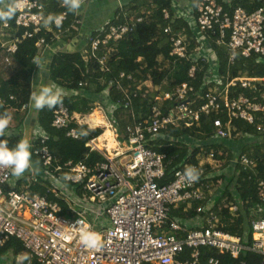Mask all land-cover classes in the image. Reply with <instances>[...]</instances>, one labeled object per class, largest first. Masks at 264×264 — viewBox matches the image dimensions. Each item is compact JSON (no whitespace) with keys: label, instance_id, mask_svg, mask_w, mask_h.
Returning a JSON list of instances; mask_svg holds the SVG:
<instances>
[{"label":"built area","instance_id":"obj_1","mask_svg":"<svg viewBox=\"0 0 264 264\" xmlns=\"http://www.w3.org/2000/svg\"><path fill=\"white\" fill-rule=\"evenodd\" d=\"M41 1L44 0H15L21 4L15 12V27L23 29V33L20 38L8 34L9 41L1 42L5 64L10 63V56L22 40L33 37L42 28L48 32L51 30L44 19L53 14H44ZM184 1L187 3L181 6L173 0L171 11L173 18L188 26L195 48L184 43L185 29L170 36L169 56L177 63L168 80L162 83L169 90L163 91L161 86H154L151 79L135 88H146L139 93L141 97L153 93L147 117L133 121L131 115L132 122L125 126L121 135L113 119L118 106L108 103L105 93L99 96V102L103 103L93 111L99 110L103 129L111 132L115 144L108 150L104 142L100 148V135L89 140L85 146L89 151L98 152L104 161L86 165L82 161L69 160L61 165L59 158L54 157L46 147L47 134L34 124L30 152L39 158L45 171V181L49 179L52 182L53 187L46 190L47 194L64 201L65 212L57 201L49 200L47 194L39 195L26 189L37 181L35 176L30 175L28 184L17 190V181L26 180L27 176L15 177L8 169L0 168V249L11 238L22 245V252L15 258L11 253L3 254L0 264H199L198 249L204 246L214 248L220 254H228L233 259H237L245 249L264 254V217H259L260 207L254 212L257 218L250 222L251 247L243 245L240 236L220 230L213 210V197L221 183L219 178L230 174L235 166L243 171H252L264 162V149L255 159L232 152V158L226 161L217 158L214 152H205V142L167 134L169 129L197 130L202 116H213L212 138L231 143L246 139L253 141L251 137L239 135L234 121L252 126L258 136L256 140L264 137V78H230L228 73L220 75L215 52L210 46L212 37L216 39L215 44L225 46L230 65L239 54L245 58L255 54V62L264 64V7L251 13L237 7L230 13L216 0H199L194 14L189 1ZM63 6L64 0H60L59 7ZM80 10L75 12L69 28L80 25ZM61 14L63 20L59 26L49 24L58 30L56 38L64 33L61 26L67 13L62 11ZM162 14L165 20H171L167 10H163ZM142 20L130 16L123 24L112 23V18L104 23L94 32L95 35L88 37L90 53L86 56L87 60L97 62L107 71L106 60L112 50L107 49L101 56L97 52L109 41L120 40L131 25ZM2 26L8 28L7 23L3 22ZM163 32L169 35L170 26ZM35 47L39 52L49 48L44 37L37 40ZM37 59L38 56L34 61ZM185 60L192 64L188 70L189 80L195 79V70L200 63L207 64L198 86L190 82L176 84L173 75ZM120 77L124 75L120 74ZM116 86L127 109L137 93L123 89L119 84ZM78 87H82V82ZM61 92L62 96L76 93L75 90ZM242 92H248L252 97ZM9 99L14 100V97ZM23 109L22 105L20 110ZM84 118L80 114H70L59 103L53 112L51 125L66 129L74 123L94 129ZM66 136L78 139L79 133L71 129ZM159 141L169 143L167 145L189 146L187 157L172 168V179L166 183L161 180L166 175L169 161L165 154L151 148ZM34 143L36 148H33ZM196 148L199 151L191 162L189 156ZM188 166L198 171L195 181L183 176ZM61 171L64 172L62 175L55 176ZM256 196L264 203V180H257ZM192 204H196L195 217L179 219L170 216L171 210L183 206V212H186ZM217 209H226L232 216H237L238 206L223 203ZM85 224L100 235L101 245L98 248H87L79 242V230ZM184 249L190 250L189 259L181 261L178 256ZM208 264L218 262L210 259Z\"/></svg>","mask_w":264,"mask_h":264},{"label":"trees","instance_id":"obj_2","mask_svg":"<svg viewBox=\"0 0 264 264\" xmlns=\"http://www.w3.org/2000/svg\"><path fill=\"white\" fill-rule=\"evenodd\" d=\"M14 0H0V8H3ZM151 1V2H149ZM173 0H134L129 4L117 8L112 17V23L123 24L127 22L128 18L134 13V18H142L140 23H134L130 26L128 33H126L120 40L113 42L109 41L105 47H101L97 52L98 56L103 55L107 49H111V54L107 57L106 68L104 71L96 62L87 60L89 55V48L87 45L82 50H75L67 52L65 50H57L51 55V60L47 68V84L55 85L60 90H75V94H67L62 96L61 104L65 106L69 113H76L82 116L90 115L92 111L98 106L99 96L106 94L108 103L116 104L118 108L115 110L113 119L117 129L121 135L124 134L125 126L131 123L130 116L133 115V121L144 120L149 114V108L153 102V93L148 96L141 97L139 93L146 88L141 87L136 90L137 85L150 80L154 86H161L163 91H168L169 88L163 86V82L168 80L170 72L174 69L175 58H171L169 53L171 51V44L169 43L170 36L176 35L178 30L185 29L184 43L191 48H195V41L191 38L188 26L181 20L173 18L171 5ZM193 13H196V8L199 0H188ZM225 11L232 12L237 7L244 9L247 13H251L259 8L264 7L263 2L251 0H230L229 3L223 0H216ZM43 4L44 14L52 13L59 15L62 11H66V21L61 26L64 33L61 34V41L66 42L78 33L79 26L69 28L75 12H70L65 6L59 7L60 0H44ZM167 10L170 14L171 20L163 18L162 11ZM116 17V18H115ZM16 13L11 19L7 20L8 28H3L0 22V44L3 41H9L10 34L12 37L20 38L23 29L15 27ZM109 21V20H108ZM170 26L171 33L169 35L163 32V29ZM69 28V29H68ZM58 32L53 26L51 30L45 31L44 28L31 38L22 40L17 47V50L10 56L11 61L18 64L20 69L24 70V75L21 78L12 76L8 79L0 78V115H8L10 122L8 128H13L14 132L11 135H0V139L8 141L9 146H13L20 138L17 132L18 128L22 126L26 117H28L29 105L32 99V93L35 92L32 86V78L38 69L37 61L34 58L38 56L39 51L35 47L38 39L44 37L48 46L53 44L54 35ZM92 36L95 33L91 34ZM89 35V36H91ZM215 37L210 39V46L215 52L217 59V66L220 75L224 76L227 73L230 78L238 76H247L252 78H264V64L256 63L257 55L251 54L249 58L237 56L235 62L230 65L228 63V54L225 46H218L215 44ZM227 40V39H226ZM88 41V39H87ZM0 53L2 49L0 48ZM159 59L161 61L159 62ZM200 63V62H199ZM189 60L183 61L178 72L173 76L176 79V84L183 82H190L193 86H198L203 78V73L207 69L206 63H200L195 70V79L189 80L188 70L191 67ZM123 74L124 77H120ZM130 77V79H128ZM173 77V78H174ZM82 82V87L78 84ZM119 84L123 89L128 91L133 90L137 93L130 101L129 107L126 109L124 105L123 95L120 89L116 86ZM264 90V87L262 88ZM246 96L252 97L248 92H242ZM9 97H14L10 100ZM24 106L25 109L20 110ZM57 105L48 108L44 107L36 110L35 123L41 130L47 134L48 138L45 141L46 147L50 153L59 158L60 164H64L69 160L73 162L82 161L86 165H92L96 162L104 161V158L96 151H89L85 146L86 143L100 136L103 133L101 128L89 129L85 125L69 124L66 129H57L51 125L53 119V112ZM213 116H202L200 119V126L197 130L189 129H169L167 134L172 137L184 136L192 140L205 142L203 146L205 152H214L216 157L226 161L232 158V151L226 146L220 144L209 143L208 141L213 136ZM233 124L237 127L239 135L251 137V140H240L241 149L239 154H244L249 158H257L260 152L264 149V137L257 139L252 126H249L241 121H234ZM74 129L79 133L78 139H73L66 136L67 132ZM86 133V134H85ZM244 141H249L244 143ZM252 142V143H250ZM164 141L154 143L151 148L158 153L166 155L169 161L166 167V175L161 180L162 183L171 181V170L180 164V161L188 155V145L170 144ZM161 146V147H159ZM33 144V148H36ZM199 149L193 150L189 156L191 162L194 154L198 153ZM31 159L34 163L39 164V158L34 156L31 152ZM61 171L55 176L62 175ZM264 180V162H260L252 171H243L238 166L233 168L231 174L219 178L220 182L224 184L217 191L213 197V210L218 218V226L220 230L231 235H237L242 238L243 245L251 247V220L257 216L254 212L261 208L259 217H264V203H261L256 196L257 180ZM218 180V181H219ZM217 181V179L215 180ZM233 191H232V189ZM16 189L19 187L16 183ZM28 191L37 193L39 195H46L48 187L43 180H39L26 188ZM49 200L57 201L65 212V202L56 200L50 194H47ZM223 203L234 204L238 206L237 216H232L228 210H218V206ZM196 204L183 212V206L171 210L170 216L174 218H192L195 217L194 209ZM260 207V208H259ZM257 218V217H256ZM22 252L21 243L11 238L2 249H0V257L5 253H11L15 258L16 255ZM189 249L179 254L178 259L181 261L189 259ZM210 259L217 260L218 264H264V254L257 253L250 250H243L237 259L231 258L228 254H220L216 249L211 247H200L198 249L199 264H208ZM36 264V263H34ZM147 264V263H144Z\"/></svg>","mask_w":264,"mask_h":264},{"label":"clouds","instance_id":"obj_3","mask_svg":"<svg viewBox=\"0 0 264 264\" xmlns=\"http://www.w3.org/2000/svg\"><path fill=\"white\" fill-rule=\"evenodd\" d=\"M64 6L70 12H77L82 7V0H64ZM21 4L15 2L0 8V22L6 23L15 14ZM63 20V15L49 14L45 19V25L55 24L59 26ZM37 63L39 60L37 59ZM62 101V92L55 85H43L37 92L32 93L33 106L39 110L44 107L52 108ZM10 117L0 115V135L8 127ZM86 134V133H85ZM31 167L30 142L26 138H19L13 146H9L8 141L0 139V168L8 169L12 176L20 177L26 169ZM183 176L189 181L198 178V171L193 166L184 169ZM79 242L87 248H98L101 245L100 235L91 230L85 224L79 230ZM26 258V257H25Z\"/></svg>","mask_w":264,"mask_h":264},{"label":"crops","instance_id":"obj_4","mask_svg":"<svg viewBox=\"0 0 264 264\" xmlns=\"http://www.w3.org/2000/svg\"><path fill=\"white\" fill-rule=\"evenodd\" d=\"M134 0H127L125 3H123V5H117L116 6H112L111 4L109 5L106 0H88L86 3V8H84L85 13L82 15L79 14L80 17V25H79V30L78 33L75 37H73L72 39L63 42L61 41L60 37L56 38L55 34L54 35V39L55 41H53V44L51 46H49V48H45L43 51L38 53V60H39V65H38V69H37V76L34 79V76L32 78V80L34 79V82L31 83L33 84V87L35 89V92H37L40 88L39 83H41L40 81L42 79H47V68H48V64L51 60V55L57 51V50H65L67 52H72L75 50H82L86 45H87V39L89 37V35H91L92 33H94L96 30H98L104 23H106L108 20H110L113 17V13L117 8H121L127 4H129L130 2H132ZM176 1V0H174ZM180 0H178L179 2ZM177 2V1H176ZM223 2L229 3L230 0H223ZM83 5V2H82ZM83 9V6L81 7V10ZM83 10V12H84ZM85 15V18H84ZM48 29L50 30V25L48 24ZM43 66V68H45V71L40 74L39 70L41 69V67ZM45 73V75H44ZM44 75V77L42 76ZM43 77V78H42ZM1 78V77H0ZM5 79V78H2ZM38 84V85H37ZM49 85V84H47ZM36 108L33 106V102L31 99L30 105H29V110H28V117H26V119L24 120L22 126H20V128H18L17 132L19 133L20 138H23L24 135V129L23 127L25 125L29 126L31 129H33V124H35V116H36ZM33 132V131H32ZM15 133L13 128H6L3 132V135H11ZM32 137V134H31ZM209 143H213V144H220L223 146H226L227 148H229V150L232 151V147L233 144L231 142H227L224 140H220L217 138H211ZM30 146H31V141H30ZM30 170V175L35 176L36 178H38L39 180H43L45 181V174L43 171V168L39 165L36 164L32 161L31 159V167L29 168ZM232 169H230L231 171ZM233 172V170H232ZM231 172V173H232ZM230 173V174H231ZM29 175V177H30ZM25 176H27L25 174ZM28 179L26 177V180L23 179L21 181H17V186L19 187V190L23 189L24 186H26L28 184ZM221 186H224V184L221 183L219 184V188L218 190L221 188ZM217 193V192H216ZM215 193V195H216ZM189 224H193L195 222H188Z\"/></svg>","mask_w":264,"mask_h":264},{"label":"rangeland","instance_id":"obj_5","mask_svg":"<svg viewBox=\"0 0 264 264\" xmlns=\"http://www.w3.org/2000/svg\"><path fill=\"white\" fill-rule=\"evenodd\" d=\"M87 1L88 0H82V2H83V9L82 10H80V15H81V13H82V15L85 13V10H84V8H86V3H87ZM127 0H106V2L110 5L111 4V7L112 6H116L117 5V7H118V5L120 6V5H123V3H125ZM177 2H178V0H176ZM149 2H151V1H149ZM181 6H184L187 2L186 1H184V0H180L179 2H178ZM120 8V7H119ZM83 10H84V12H83ZM81 15V16H82ZM131 17H133L134 16V13H132L131 15H130ZM84 18H85V15H84ZM4 54L3 53H0V77L1 78H5V79H8V78H10V77H12V76H16V78H21L23 75H24V70L23 69H20V67L18 66V64L17 63H15V62H13V61H10V63L9 64H5L4 63ZM159 62H160V59H159ZM46 68V67H45ZM45 68H43V66L41 67V69L39 70V73L40 74H42L44 71H45ZM44 75H45V73H44ZM44 75H42L43 77H44ZM37 75L36 74H34V79H35V77H36ZM42 77V78H43ZM34 79L32 80V83L34 82ZM41 83H39V86L41 87V86H43V85H47V81H46V79H42L41 81H40ZM38 85V84H37ZM32 86H33V84H32ZM103 103V102H102ZM98 106H101L99 103H98ZM96 113H98V115H99V117H100V119H101V122L97 125V126H94V125H91V124H89L90 125V127L91 128H101V129H103L104 128V126H103V124H102V121H103V119L101 118V113L99 112V110L98 109H96ZM87 117L88 116H85V120H87ZM84 123V120L82 121V124ZM34 125V124H33ZM23 129H24V135H23V138H26V139H28L29 140V142L31 141V134H32V129L29 127V126H27V125H25L24 127H23ZM103 132H104V129H103ZM247 142H249V141H244V143H247ZM250 143H252V142H250ZM232 144H233V147L231 148L232 149V152L233 153H235V154H237V153H239L240 152V149H241V142H238V143H234V142H232ZM114 147V146H113ZM112 147V148H113ZM27 175V178H29V175H30V170L29 169H26L25 170V172L22 174V175ZM44 183H45V185L48 187V188H52L53 187V185H52V182H51V180H49V179H47L46 181H44ZM232 189V188H231ZM232 191H233V189H232ZM91 221V220H90Z\"/></svg>","mask_w":264,"mask_h":264},{"label":"bare ground","instance_id":"obj_6","mask_svg":"<svg viewBox=\"0 0 264 264\" xmlns=\"http://www.w3.org/2000/svg\"><path fill=\"white\" fill-rule=\"evenodd\" d=\"M85 122L97 126L101 122V119L98 113L93 111L90 115H88L87 120H85ZM104 142H106L108 150H110L115 144L113 136L109 130H104V132L101 134L98 141V146L101 148Z\"/></svg>","mask_w":264,"mask_h":264}]
</instances>
